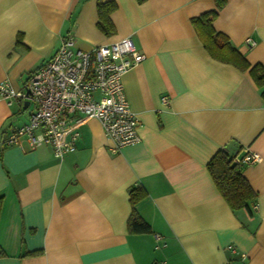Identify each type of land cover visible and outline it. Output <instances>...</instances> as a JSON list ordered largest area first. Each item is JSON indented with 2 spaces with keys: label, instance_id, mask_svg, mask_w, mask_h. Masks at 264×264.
<instances>
[{
  "label": "crops",
  "instance_id": "1",
  "mask_svg": "<svg viewBox=\"0 0 264 264\" xmlns=\"http://www.w3.org/2000/svg\"><path fill=\"white\" fill-rule=\"evenodd\" d=\"M102 1L116 3L110 34L97 25V0H0V81L15 89L69 31L75 48L131 36L145 55L122 75L140 140L117 153L95 118L72 123L64 140L78 131L76 149L61 160L49 145L3 146L31 109L20 118L23 102L0 97V264H264V96L248 70L199 39L191 18L215 0ZM212 26L264 65V0H226ZM220 148L260 156L242 163L256 193L249 209L232 210L207 169ZM137 186L146 233L127 228Z\"/></svg>",
  "mask_w": 264,
  "mask_h": 264
},
{
  "label": "built area",
  "instance_id": "2",
  "mask_svg": "<svg viewBox=\"0 0 264 264\" xmlns=\"http://www.w3.org/2000/svg\"><path fill=\"white\" fill-rule=\"evenodd\" d=\"M144 59L131 36L82 50L75 48V36L69 31L22 88L0 81L1 98L27 100V108L33 105L27 122L13 128L1 144L18 146L22 151L49 145L54 157L61 160L76 149L78 131L64 140L72 123L75 126L87 118L100 122L112 153L139 142L140 122L127 103L122 75ZM162 102H167L166 97H162ZM259 158L256 153L247 152L236 161L251 163ZM155 239L160 240L161 236L156 234ZM228 248L237 252L232 246ZM239 256L245 259L244 254Z\"/></svg>",
  "mask_w": 264,
  "mask_h": 264
},
{
  "label": "trees",
  "instance_id": "3",
  "mask_svg": "<svg viewBox=\"0 0 264 264\" xmlns=\"http://www.w3.org/2000/svg\"><path fill=\"white\" fill-rule=\"evenodd\" d=\"M143 1V0H138ZM226 0H215L216 9L204 12L191 18V22L196 29V33L201 40L204 48L209 54L219 61L235 65L241 70H248L254 82L262 88L264 96V65L256 63L250 65L246 59L230 45L228 37L216 31L212 22L217 16V10L220 9ZM116 9L114 1L97 0V25L99 29L110 34L114 31L113 23L110 19V13ZM243 155L239 156L238 151L230 152L226 148H220L211 157L207 163V169L222 197L232 210L250 207L256 197V193L242 174L241 160ZM129 200L132 205V211L127 219V228L131 233L150 232L149 224L134 209L135 203L146 196V190L142 186L132 187L129 190ZM2 197L0 196V209ZM31 251L28 253H36Z\"/></svg>",
  "mask_w": 264,
  "mask_h": 264
},
{
  "label": "rangeland",
  "instance_id": "4",
  "mask_svg": "<svg viewBox=\"0 0 264 264\" xmlns=\"http://www.w3.org/2000/svg\"><path fill=\"white\" fill-rule=\"evenodd\" d=\"M29 109H33V105H31L24 113H22L21 115H20V118H25L26 117V112L29 110Z\"/></svg>",
  "mask_w": 264,
  "mask_h": 264
},
{
  "label": "water",
  "instance_id": "5",
  "mask_svg": "<svg viewBox=\"0 0 264 264\" xmlns=\"http://www.w3.org/2000/svg\"><path fill=\"white\" fill-rule=\"evenodd\" d=\"M28 101L27 100H25L24 102H23V107H24V109H26L27 108V106H28Z\"/></svg>",
  "mask_w": 264,
  "mask_h": 264
}]
</instances>
